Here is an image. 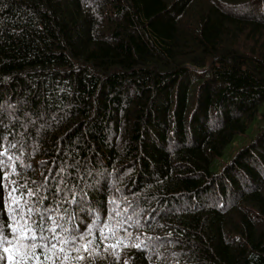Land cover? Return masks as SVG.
Segmentation results:
<instances>
[{"label": "trees", "instance_id": "1", "mask_svg": "<svg viewBox=\"0 0 264 264\" xmlns=\"http://www.w3.org/2000/svg\"><path fill=\"white\" fill-rule=\"evenodd\" d=\"M0 153L66 264H264V0H0Z\"/></svg>", "mask_w": 264, "mask_h": 264}, {"label": "snow or ice", "instance_id": "2", "mask_svg": "<svg viewBox=\"0 0 264 264\" xmlns=\"http://www.w3.org/2000/svg\"><path fill=\"white\" fill-rule=\"evenodd\" d=\"M3 155V153H0ZM11 160V157H9ZM12 173H15V166H12ZM0 187L8 189L9 185H12L11 190L8 192V197L11 203L6 200L3 207L11 220V223L7 227L11 230V238L6 237L0 233V252L7 254L8 264H66L69 259L68 252L65 250V246L69 244V240L60 237V234L55 231V225L52 229L51 240H46L44 237L40 238L37 242L36 231L32 228L31 224L25 219L23 212L20 209V197L16 196L17 188L15 187L16 182L9 180V173L3 172L0 167ZM7 181V183H3ZM28 195L32 196L34 193L29 189ZM29 211H31L29 209ZM19 213V218L17 214ZM55 223V222H54ZM91 234V230H89ZM60 237L59 243H54L57 238ZM72 241H79V245L72 247L70 251L77 253L75 259L83 260L84 256L81 255V249L84 252H89V245L92 243L91 240H85L84 236L72 237ZM109 245H106V247ZM115 248L116 245H110ZM139 247V245H137ZM39 249V251H37ZM91 254V253H89Z\"/></svg>", "mask_w": 264, "mask_h": 264}, {"label": "rangeland", "instance_id": "3", "mask_svg": "<svg viewBox=\"0 0 264 264\" xmlns=\"http://www.w3.org/2000/svg\"><path fill=\"white\" fill-rule=\"evenodd\" d=\"M245 138H246V139H249L248 137H242V138L239 139L238 143L241 144V143H243L244 141H246Z\"/></svg>", "mask_w": 264, "mask_h": 264}]
</instances>
